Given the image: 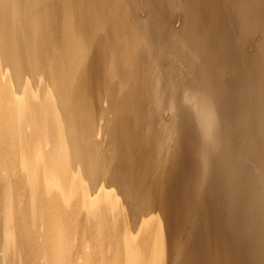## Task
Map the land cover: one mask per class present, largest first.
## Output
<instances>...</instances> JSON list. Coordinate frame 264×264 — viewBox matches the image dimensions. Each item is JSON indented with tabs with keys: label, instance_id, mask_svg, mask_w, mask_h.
I'll use <instances>...</instances> for the list:
<instances>
[{
	"label": "bare ground",
	"instance_id": "obj_1",
	"mask_svg": "<svg viewBox=\"0 0 264 264\" xmlns=\"http://www.w3.org/2000/svg\"><path fill=\"white\" fill-rule=\"evenodd\" d=\"M0 264H264V0H0Z\"/></svg>",
	"mask_w": 264,
	"mask_h": 264
}]
</instances>
